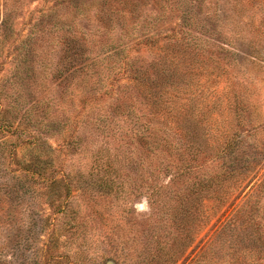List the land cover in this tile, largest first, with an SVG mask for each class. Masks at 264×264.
I'll return each mask as SVG.
<instances>
[{
	"label": "rangeland",
	"instance_id": "obj_1",
	"mask_svg": "<svg viewBox=\"0 0 264 264\" xmlns=\"http://www.w3.org/2000/svg\"><path fill=\"white\" fill-rule=\"evenodd\" d=\"M0 264H264V0H0Z\"/></svg>",
	"mask_w": 264,
	"mask_h": 264
},
{
	"label": "trees",
	"instance_id": "obj_2",
	"mask_svg": "<svg viewBox=\"0 0 264 264\" xmlns=\"http://www.w3.org/2000/svg\"><path fill=\"white\" fill-rule=\"evenodd\" d=\"M171 45H176L180 44L181 41H172ZM160 58L166 59V56H161ZM124 64V63H123ZM122 64V66H123ZM175 63H172L174 65ZM153 66V72H154V78L150 79L149 82L147 83V86L149 88V92H153L155 89V84H158L161 89H167V88H172L174 86V83L177 80H180L181 82L185 83L187 80H189V77H186L185 74L178 72L175 68L171 67L170 64H168L165 60H159V61H153L152 62ZM131 80L135 83H138L140 80V73L136 72V69H133L131 72ZM129 80V83L131 84L132 81ZM155 83V84H154ZM161 84H166L165 86H161ZM133 84V83H132ZM134 86V84H133ZM128 111H136V107L132 102L127 105ZM196 182L194 181L195 185Z\"/></svg>",
	"mask_w": 264,
	"mask_h": 264
}]
</instances>
